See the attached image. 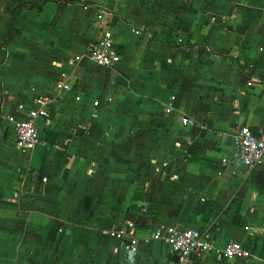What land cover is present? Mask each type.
Returning a JSON list of instances; mask_svg holds the SVG:
<instances>
[{
    "label": "crops",
    "instance_id": "obj_1",
    "mask_svg": "<svg viewBox=\"0 0 264 264\" xmlns=\"http://www.w3.org/2000/svg\"><path fill=\"white\" fill-rule=\"evenodd\" d=\"M22 1L9 42L0 41V264H175L161 240L141 243L127 257L115 251L113 240L89 233L96 220L83 226L73 213L67 219L79 191L74 172L87 168L94 175L85 129L91 121L102 130L128 125L105 118L108 111L125 117L161 112L165 150L184 154L175 159L166 151L159 188L148 185L131 197L124 220L134 221L136 236L157 225L192 228L216 248L235 241L251 255L230 262L205 254L197 264H264V161L246 171L230 160L239 127L264 129V0ZM7 17L3 8L2 40ZM104 30L120 55L112 68L85 59L87 46ZM62 75L70 90L56 92ZM117 84L127 89L121 105L112 94ZM35 96L51 103L48 118L35 121L38 161L30 165L35 147L24 152L26 162L21 159L5 117H23ZM178 115L190 123L181 127ZM167 157L179 171H168ZM115 188L121 196L136 189Z\"/></svg>",
    "mask_w": 264,
    "mask_h": 264
},
{
    "label": "rangeland",
    "instance_id": "obj_2",
    "mask_svg": "<svg viewBox=\"0 0 264 264\" xmlns=\"http://www.w3.org/2000/svg\"><path fill=\"white\" fill-rule=\"evenodd\" d=\"M5 3L6 0H0V15L3 13ZM176 5L177 4H175V6ZM0 41H2L1 38ZM144 57L145 55L141 56V58ZM1 64L2 62L0 59V65ZM185 85L190 88L188 83H185ZM119 86L121 85L117 84V86H115V90L112 94L115 95V100L121 105L122 102L125 103L127 100L124 95L125 92H127V89H123L121 91ZM121 87L124 88L125 86ZM141 100H143V98H138L137 101ZM108 112L103 113V116L106 115L105 118L110 117L111 119L112 117H120L122 118V121L127 120V123L125 124L128 125H123L122 127L120 123H118V126L117 123L116 126L114 123L110 125L111 127H106V129L102 130L103 125H99L97 122L91 121L88 128L85 129L87 130V141L91 149L90 155L92 158L90 159V162H93L94 164V167L92 166L94 175L92 176V173L87 171V168L84 173L80 170L74 172L73 186L76 188L79 184V191L73 195L72 207L67 217L68 219L69 216H71L70 214L73 213V219H77L75 222L82 221L81 224H85V222L89 219L96 220L97 223H92L91 230L89 232L93 236H97L99 234L104 236L101 234V231L109 228L112 222H117L119 218H123V220L126 219V211L131 206L129 205V202L133 195H139L148 185L156 187L157 189L159 188L163 177L162 171L166 168V165L163 168L160 167L162 164L161 160L164 159L166 151L170 150L169 148L165 150L164 143L161 142L163 138V142L168 141L166 135L167 131L164 129L167 119L163 118L161 112L152 113L150 115L151 117L155 114L153 119L148 117L146 113L125 117L117 114L115 115L112 111H110L109 114ZM181 118L182 117L178 115L177 121L180 122ZM118 127H122L121 133L119 132V129L116 131V128ZM106 130H109V132ZM119 133L120 135L117 137ZM150 133L154 135H150ZM98 149H101L100 152H97ZM38 150L39 149L35 147L32 151L29 159L30 165H32L33 162H36L37 164L38 156L36 155ZM169 154H171V156L175 159H181L182 155L184 156V154L179 155L177 152L172 154L171 150L169 151ZM24 155L25 153L20 154L21 159L26 162L28 159H25ZM153 158L156 159L155 162H152L154 161L152 160ZM169 161L168 171H172V169L173 172L179 171L177 162L172 158ZM131 169H135L134 174L131 172ZM40 173L41 170H36L34 175L40 176ZM131 176L137 177L136 183L135 178ZM80 178L81 180L78 183V179ZM98 178L101 179L102 185L97 187ZM117 183L126 188L135 187L136 189L133 190V194L131 195L128 194L126 196H121L116 193L117 189L115 186H117ZM62 199L63 197L61 200L57 201V204L61 203L60 207L63 204L62 202H64ZM119 203L124 204L122 205L123 208L119 207ZM60 212L61 208L58 213ZM141 212L144 213L143 209H141ZM60 217L61 219H64V221L67 220L65 214ZM57 231L60 232V230ZM62 234H64V232L61 233V235ZM80 255L81 253H79L77 257H80Z\"/></svg>",
    "mask_w": 264,
    "mask_h": 264
},
{
    "label": "built area",
    "instance_id": "obj_3",
    "mask_svg": "<svg viewBox=\"0 0 264 264\" xmlns=\"http://www.w3.org/2000/svg\"><path fill=\"white\" fill-rule=\"evenodd\" d=\"M96 17L100 19V14ZM85 59L97 68H112L119 63L120 55L114 48V42L108 30H104L98 39L87 46ZM64 80L65 75H62L61 80L55 82L56 92L70 90ZM77 99L76 97L75 100ZM50 103L51 99L46 96H35L31 99V107L25 110L23 117L17 119L11 115L5 117L12 125L13 143L18 152L30 151L39 143L35 121L48 118ZM91 105L96 107L98 102L93 101ZM165 111L168 112L169 109ZM180 123L186 126L190 122L188 118L182 117ZM230 160L238 162L246 171L261 164L264 161V129L253 133L247 126L239 127L231 138ZM225 162V159L221 160L222 164ZM165 165L162 162L160 167L163 168ZM172 178L173 176L169 177L170 180ZM41 181L45 182V179L42 178ZM136 231L137 225L133 220H122L102 230L101 234L113 240L116 252L127 257L137 253L139 244L161 240L167 246L169 253L175 256V264H197L199 258L205 254L230 262L245 261L251 258L250 252L240 243L227 241L220 248H216L204 234L192 228L157 225L144 230V236L140 238L136 236Z\"/></svg>",
    "mask_w": 264,
    "mask_h": 264
},
{
    "label": "trees",
    "instance_id": "obj_4",
    "mask_svg": "<svg viewBox=\"0 0 264 264\" xmlns=\"http://www.w3.org/2000/svg\"><path fill=\"white\" fill-rule=\"evenodd\" d=\"M24 2L22 0H6V4L4 7V13L8 16V21H7V27H6V33L5 36L2 40V46L6 45L9 42V36H10V32H11V24L10 22L12 21L13 17L17 16L19 8L24 6ZM253 133H255L256 131H252ZM49 144H52L53 141H48ZM186 154L187 155H192V151L191 149H187L186 150Z\"/></svg>",
    "mask_w": 264,
    "mask_h": 264
},
{
    "label": "water",
    "instance_id": "obj_5",
    "mask_svg": "<svg viewBox=\"0 0 264 264\" xmlns=\"http://www.w3.org/2000/svg\"><path fill=\"white\" fill-rule=\"evenodd\" d=\"M172 259H173L174 261H176V258H175V256H173V257H172Z\"/></svg>",
    "mask_w": 264,
    "mask_h": 264
}]
</instances>
